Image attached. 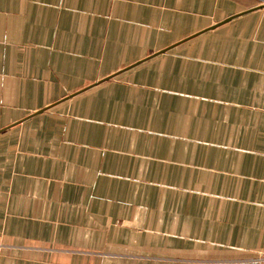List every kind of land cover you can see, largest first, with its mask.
Segmentation results:
<instances>
[{
	"label": "crops",
	"instance_id": "obj_1",
	"mask_svg": "<svg viewBox=\"0 0 264 264\" xmlns=\"http://www.w3.org/2000/svg\"><path fill=\"white\" fill-rule=\"evenodd\" d=\"M262 250V0H0V264Z\"/></svg>",
	"mask_w": 264,
	"mask_h": 264
},
{
	"label": "rangeland",
	"instance_id": "obj_2",
	"mask_svg": "<svg viewBox=\"0 0 264 264\" xmlns=\"http://www.w3.org/2000/svg\"><path fill=\"white\" fill-rule=\"evenodd\" d=\"M247 260V259H245ZM244 262V261H241ZM249 263L264 264V251H257L255 255L249 258ZM246 263V262H245ZM244 264V263H243Z\"/></svg>",
	"mask_w": 264,
	"mask_h": 264
},
{
	"label": "built area",
	"instance_id": "obj_3",
	"mask_svg": "<svg viewBox=\"0 0 264 264\" xmlns=\"http://www.w3.org/2000/svg\"><path fill=\"white\" fill-rule=\"evenodd\" d=\"M263 1V4H264V0H262Z\"/></svg>",
	"mask_w": 264,
	"mask_h": 264
}]
</instances>
